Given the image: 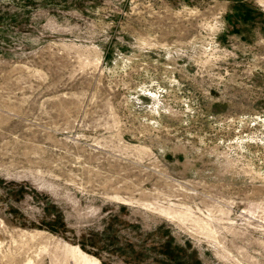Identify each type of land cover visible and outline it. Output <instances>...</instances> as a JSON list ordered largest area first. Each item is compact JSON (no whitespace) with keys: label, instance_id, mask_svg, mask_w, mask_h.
Returning a JSON list of instances; mask_svg holds the SVG:
<instances>
[{"label":"rangeland","instance_id":"obj_1","mask_svg":"<svg viewBox=\"0 0 264 264\" xmlns=\"http://www.w3.org/2000/svg\"><path fill=\"white\" fill-rule=\"evenodd\" d=\"M0 264H264V0H0Z\"/></svg>","mask_w":264,"mask_h":264}]
</instances>
